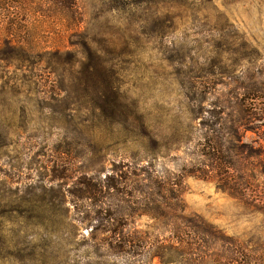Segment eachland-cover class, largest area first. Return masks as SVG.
I'll list each match as a JSON object with an SVG mask.
<instances>
[{"label": "rangeland", "instance_id": "rangeland-1", "mask_svg": "<svg viewBox=\"0 0 264 264\" xmlns=\"http://www.w3.org/2000/svg\"><path fill=\"white\" fill-rule=\"evenodd\" d=\"M74 2L79 27L32 17L40 56L0 64V264H264V0ZM213 116L230 173L207 167ZM116 166L129 197L103 203ZM141 167L178 185L163 216L129 204Z\"/></svg>", "mask_w": 264, "mask_h": 264}, {"label": "trees", "instance_id": "trees-1", "mask_svg": "<svg viewBox=\"0 0 264 264\" xmlns=\"http://www.w3.org/2000/svg\"><path fill=\"white\" fill-rule=\"evenodd\" d=\"M37 9H40V11H38L36 14ZM32 17H35V21L39 24L50 22L53 26L55 22L57 26H62L64 31L60 35L61 38L68 30H74L79 27L77 25V12L75 10L74 0H0V64H6L9 66L18 64L25 65L26 63L30 62L31 59L36 58V55L40 51L39 47L41 46L44 37L47 36L48 38L50 34H40L36 31L30 34L28 25L31 22ZM53 29L54 28H52V30ZM37 56H40V54ZM241 85L242 84L239 85L238 90L244 89V87ZM252 90L256 91L255 89ZM245 104L246 103L242 102L240 106V111L242 110V114L247 112V110H244L246 109ZM217 124L218 122H216L215 116L204 121V125H207V127L211 128L213 131L212 136H210L208 139L213 143V145L211 146L212 151L206 154V160L210 162L207 167H211L219 171L226 170L230 173V170L228 169H232L234 164L230 162L231 160H223L219 154V149L223 144L222 141L226 136L223 131L226 128H221V126L219 129H217ZM235 127V125H231L226 129L228 130V137L226 138V140H229L228 143L235 141L237 133ZM220 130L224 134H221ZM231 146L234 145L231 144ZM141 170L148 175V167H141ZM121 172L122 171L116 166L112 170L113 174L108 175L103 180L98 194L102 198L103 203L106 201V199L110 197L113 198L115 195L117 196V194L120 196L129 197V193H123L120 191V187L123 185L120 181L123 176H119ZM132 178L134 191L132 200L134 202H130L129 204H131L133 207L141 208V210L143 209L145 211L144 215L155 218L163 216L161 212L162 209H164V203L159 200H164L166 193H170L171 195L175 193V191H177L178 185L171 180H165L163 177H159L154 173H150L148 175V179L151 182L148 184L149 199H147L146 203V201L142 200L141 196L137 195L138 199L140 200L136 202L135 200L137 199L136 194L138 193L139 184L137 183L138 178L136 176ZM75 193H80L79 196H77L79 200H96L94 187L88 190V192H86L84 189H81L80 192L76 191ZM170 200L176 201V196L174 198H170ZM169 205L170 203L167 204V206ZM133 207L132 211L135 212ZM101 209L102 210H98V215L96 213V217L93 220L99 223L97 226H95V229H99L101 232L110 235L113 234L116 237L119 235V233L114 228L117 226L116 217L118 214H120V212L115 214L114 217L112 214H109V211L104 208V206H102ZM134 214H136V212ZM202 232H204L206 235L214 236V234H212L209 229H204Z\"/></svg>", "mask_w": 264, "mask_h": 264}]
</instances>
